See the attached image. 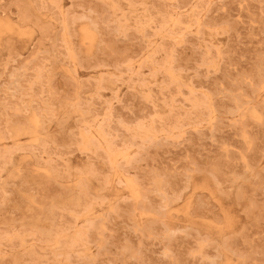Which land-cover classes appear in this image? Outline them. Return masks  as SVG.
<instances>
[{"label": "rangeland", "instance_id": "rangeland-1", "mask_svg": "<svg viewBox=\"0 0 264 264\" xmlns=\"http://www.w3.org/2000/svg\"><path fill=\"white\" fill-rule=\"evenodd\" d=\"M139 1L0 0V116L3 118L0 120V130L3 132L0 131V239L4 237L0 240V244H3L0 245V264H264V0H179V6L173 4L178 0H171V5L170 0ZM134 2H138L137 5ZM204 4L205 9L201 7ZM150 19L154 23L151 24ZM158 19L164 20L162 25ZM166 20L169 23L166 24ZM125 23L140 29L124 27ZM171 27L176 29L172 30ZM124 31H127L125 36ZM179 31L182 34L180 37ZM152 34H155L153 39ZM165 38L170 43H165ZM173 39H177L178 45ZM161 45L165 49L157 48ZM60 46L64 50H60ZM152 59H155L154 63ZM202 61H205L204 64ZM158 68H161L160 72ZM167 68L170 70L167 71ZM32 73L35 77H32ZM30 77L34 79L31 81ZM189 93H192L191 96ZM84 102L88 103V108ZM97 104L100 108H97ZM5 105H8L7 108ZM11 105L16 109L12 110ZM42 122L47 125L45 128ZM102 122L103 125L108 122L106 127L101 126ZM149 126L152 132L146 129ZM86 127L89 131H86ZM145 129L151 133L147 134ZM71 133L75 134L72 136ZM150 137L155 138L151 140ZM93 140L92 145L90 141ZM45 144L49 148L45 149ZM26 145L30 146L29 150H26ZM40 146L47 151L38 149ZM3 154L7 158L2 157ZM101 155L107 156L109 161ZM56 163L59 164L58 169H55ZM120 164L127 169L122 171ZM93 169L103 175L95 173ZM8 184L12 189L6 187ZM24 184H28V187H24ZM31 189L35 191H29ZM7 195L11 202L7 200ZM60 207L62 209H58ZM67 208L70 210L67 211ZM24 211L27 216H22ZM82 239L87 240L83 242ZM44 241L45 244L42 243ZM53 255L55 258L52 260Z\"/></svg>", "mask_w": 264, "mask_h": 264}, {"label": "bare ground", "instance_id": "bare-ground-1", "mask_svg": "<svg viewBox=\"0 0 264 264\" xmlns=\"http://www.w3.org/2000/svg\"><path fill=\"white\" fill-rule=\"evenodd\" d=\"M91 1H92V0H91ZM97 1H98V0H96V2H97ZM106 1H107V0H106ZM113 1H114V0H113ZM137 1H139V0H137ZM155 1H157V0H155ZM158 1H159V0H158ZM165 1H166V0H165ZM168 1H169V0H168ZM168 1H167V2H168ZM173 1H174V0H173ZM173 1H172V2H173ZM101 2H102V1H101ZM116 2H117V0H116ZM116 2H114V4H117ZM139 2H141V0H140ZM160 2H161V1H160ZM169 2H170V5H171V0H170ZM169 2H168V5H169ZM178 2H179V0H178L177 2H174L173 4H175V3L178 4ZM202 2H204V1L202 0ZM205 2H206V1H205ZM134 3H136V2H134ZM137 3H138V2H137ZM137 3H136V5H137ZM142 3H143V2H142ZM144 3H145V2H144ZM165 3H166V2H165ZM101 4H104V3H101ZM129 4H130V3H129ZM132 4H133V3H132ZM152 4H153V3H152ZM157 4H158V3H157ZM157 4H156V6H157ZM173 4H172V5H173ZM197 4H198V3H197ZM104 5H105V4H104ZM104 5L102 6L103 8L105 7ZM136 5H135V6H136ZM139 5H140V4H139ZM168 5H167V6H168ZM170 5H169V6H170ZM99 6H100V5H99ZM116 6H117V5H116ZM141 6H142V5H141ZM143 6H144V4H143ZM154 6H155V4H154ZM169 6H168V8H169ZM177 6H179V4H178ZM195 6L197 7L196 4H195ZM200 6H201V5H200ZM107 7H108V9L110 8L109 5H108ZM107 7H106V9H107ZM138 7H139V6H138ZM147 7H148V6H147ZM158 7H160V4L158 5ZM158 7H157V8H158ZM165 7H166V6H165ZM175 7H176V6H175ZM180 7H181V6H180ZM201 7L204 8V7H205V4H204V6H201ZM100 8H101V6H100ZM131 8H132V6H131ZM134 8H135V7H134ZM162 8H163V7L161 6V9H162ZM171 8H172V7H171ZM177 8H178V7H177ZM192 8H193V6H192ZM106 9H105V10H106ZM118 9H119V6H118ZM152 9H153V8H152ZM158 9H159V8H158ZM169 9H170V8H169ZM172 9H173V8H172ZM174 9H175V8H174ZM180 9H181V8H180ZM204 9H205V8H204ZM56 10H57V9H56ZM101 10H102V9H101ZM103 10H104V9H103ZM105 10H104V11H105ZM129 10H130V9H129ZM150 10H151V9H150ZM170 10H171V9H170ZM176 10H177V9H176ZM200 10H201V9H200ZM207 10H208V9H207ZM42 11H44V10H42ZM57 11H58V10H57ZM57 11L53 13L54 16H56L55 13H57ZM119 11H120V9H119ZM155 11H156V10H155ZM158 11H159V10H158ZM160 11H161V10H160ZM162 11H163V10H162ZM178 11H179V10H178ZM202 11H203V10H202ZM105 12H106V11H105ZM117 12H118V11H117ZM124 12H125V11H124ZM148 12H150V11H148ZM188 12H189V11H188ZM194 12H195V11H194ZM196 12H197V11H196ZM126 13H127V12H126ZM130 13H132V12H130ZM152 13H154V12H152ZM155 13H156V12H155ZM155 13H154V14H155ZM176 13H177V11H176ZM154 14H153V15H154ZM166 14H167V13H166ZM169 14H170V13H169ZM191 14H192V13H191ZM43 15H44V14H43ZM57 15H58V14H57ZM60 15H61V14H60ZM60 15H59V16H60ZM109 15H111V14H109ZM122 15H123V14H122ZM126 15H127V14H126ZM126 15H125V16H126ZM160 15H161V14H160ZM160 15H159V16H160ZM167 15H168V14H167ZM176 15H177V14H176ZM180 15L182 16V14H180ZM196 15H197V14H196ZM111 16H112V15H111ZM111 16H110V18H112ZM154 16H155V15H154ZM159 16H158V17H159ZM165 16H166V15H165ZM169 16H170V15H169ZM172 16H173V13H172ZM192 16H193V15H192ZM45 17H47V16H45ZM126 17H130V16H126ZM151 17H152V16H151ZM167 17H168V16H167ZM167 17H166V18H167ZM187 17H188V15H187ZM193 17H194V16H193ZM55 18H56V17H55ZM58 18H59V17H58ZM60 18H61V17H60ZM60 18H59V19H60ZM67 18H68V17H67ZM108 18H109V17H108ZM152 18H153V17H152ZM173 18H174V17H173ZM182 18H183V17H182ZM182 18H181V19H182ZM62 19H63V18H62ZM68 19H69V18H68ZM115 19H116V18H115ZM115 19H114V20H115ZM121 19H122V18H121ZM146 19H147V18H146ZM146 19H145V20H146ZM156 19H157V17H156ZM164 19H165V17H164ZM196 19H197V18H196ZM196 19H195V20H196ZM50 20H51V19H50ZM52 20H53V19H52ZM56 20H57V19H56ZM119 20H120V18H119ZM122 20L124 21V19H122ZM127 20H128V19H127ZM127 20H126V21H127ZM130 20H131V18H130ZM135 20H136V19H135ZM148 20H149V19H148ZM153 20H154V18H153ZM153 20L150 19L151 24L154 23V22H152ZM186 20H187V18H186ZM25 21H26V20H25ZM45 21H46V20H45ZM53 21H54V20H53ZM61 21H63V20H61ZM67 21H68V20H67ZM110 21H111V20H110ZM110 21H109L108 23H111ZM112 21H113V20H112ZM126 21H125V22H126ZM146 21H147V20H146ZM158 21H159V19H158ZM160 21H161V20H160ZM160 21H159V22H160ZM163 21H164V20H162L159 24H161ZM178 21H179V20H178ZM23 22H24V21H23ZM54 22H55V21H54ZM58 22L60 23V21H58ZM68 22H70V20H69ZM71 22H73V21H71ZM74 22H75V21H74ZM136 22H137V21H135V23H136ZM142 22H145V21H142ZM166 22H167V20L165 21V23H166ZM179 22H180V21H179ZM196 22H197V21H196ZM25 23H26V22H25ZM28 23H29V22H28ZM30 23H31V22H30ZM30 23H29V24H30ZM119 23L121 24V22H119ZM119 23H118V25H119ZM128 23H129V20H128ZM130 23H131V22H130ZM146 23H148V22H146ZM155 23H157V22H155ZM165 23H164V24H165ZM167 23H169V20H168ZM167 23H166V24H167ZM181 23L183 24V22H181ZM32 24H33V22H32ZM61 24H62V23H61ZM61 24H60V25H61ZM72 24H73V23H72ZM83 24H84V23H83ZM85 24H86V23H85ZM85 24H84V25H85ZM113 24H114L115 27H116L115 22H114ZM113 24H112V25H113ZM140 24H141V22H140ZM159 24H158V26L160 27L162 24H161V25H159ZM164 24H163V25H164ZM166 24H165V25H166ZM184 24H186V23H184ZM196 24H197V23H196ZM201 24H202V23H201ZM33 25H36V24H33ZM50 25H51V24H50ZM81 25H82V24H81ZM88 25H89V24H88ZM125 25H126V23H125ZM138 25H139V24H138ZM146 25H147V24H146ZM148 25H149V23H148ZM168 25H169V24H168ZM168 25H167V26H168ZM173 25H174V24H173ZM173 25H172V26H173ZM176 25H179V24L176 23ZM176 25H175V27H176ZM180 25H181V24H180ZM47 26H48V24H47ZM47 26H44V27H47ZM62 26H63V25H62ZM70 26H71V25H70ZM91 26H92V25H91ZM127 26L130 27V25H126V26H124V27H127ZM132 26H133V25H132ZM132 26H131V27H132ZM141 26H142V25H141ZM155 26H156V25H155ZM167 26H165V29H167V28H166ZM36 27H37V25H36ZM42 27H43V26H42ZM42 27H41V28H42ZM48 27H49V26H48ZM119 27H120V28H118V27H117V28H118L119 30H121V25H119ZM129 27H128V28H129ZM131 27H130V28H131ZM136 27H137V26H135V27L133 26L132 28H136ZM146 27H147V26H146ZM149 27H151V25H150ZM156 27H157V26H156ZM156 27H155V28H156ZM159 27H158V28H159ZM163 27H164V26H163ZM180 27H181V26H180ZM201 27H202V25H201ZM41 28H40V29H41ZM60 28H61V27H60ZM88 28H89V27H88ZM90 28H91V27H90ZM122 28H123V26H122ZM130 28H129V29H130ZM137 28H138V27H137ZM144 28H145V26H144ZM161 28H162V27H161ZM161 28H159V29H161ZM187 28H188V26H187ZM42 29H43V28H42ZM46 29H50V28H46ZM46 29H45V30H46ZM92 29H93V28H92ZM112 29H116V28L113 27ZM112 29H110V30L112 31ZM123 29H124V28H123ZM126 29H127V28H126ZM126 29H125V30H126ZM138 29H140V28H138ZM145 29H146V28H145ZM145 29H144V32H145ZM153 29H154V28H153ZM162 29H164V28H162ZM170 29H172V27H171ZM173 29H174V28H173ZM173 29H172V30H173ZM175 29H176V28H175ZM175 29H174V30H175ZM184 29H186V28L184 27ZM16 30H17V28H16ZM63 30H64V29H63ZM69 30H70V29H69ZM74 30H75V29H74ZM89 30H90V29H89ZM95 30H96V29H95ZM108 30H109V28H108ZM119 30H118V31H119ZM154 30L156 31V29H154ZM157 30H158V29H157ZM181 30H183V29L181 28ZM41 31H43V30H41ZM46 31H47V30H46ZM78 31H79V30H78ZM91 31H92V30H91ZM136 31H137V29H136ZM155 31H152V32H155ZM162 31H163V30H162ZM169 31H171V30H169ZM169 31H168V32H169ZM184 31H185V30H184ZM43 32H44V31H43ZM69 32H70V31H69ZM74 32H75V31H74ZM104 32H105V31H104ZM113 32H114V31H113ZM138 32H139V30H138ZM158 32H159V31H158ZM179 32H180V31H179ZM182 32H183V31H182ZM40 33H41V32H40ZM48 33H49V31H48ZM107 33H108V32H107ZM114 33H117V32H114ZM119 33H121V32H119ZM122 33H123V32H122ZM172 33H173V31H172ZM57 34H58V33H57ZM61 34H62V33H61ZM75 34H76V32H75ZM104 34L107 35L106 33H104ZM109 34H110V32H109ZM109 34H108L107 36H109ZM124 34H127V31H126V33H125V31H124L123 35H124ZM167 34H168V33H167ZM169 34H170V32H169ZM169 34H168V35H169ZM175 34H178V32L175 33ZM11 35H12V34H11ZM59 35H60V34H59ZM72 35H73V34H72ZM121 35H122V34H121ZM143 35H144V34H143ZM154 35H155V34H152V35H151L152 38H151V37H150V38L153 39V36H154ZM170 35H171V34H170ZM179 35H182L181 32H180V34H178V37H180ZM45 36H46V34H45ZM64 36L66 37L65 34H64ZM75 36H76V35H75ZM110 36H111V35H110ZM110 36H109V37H110ZM113 36H115V34H114ZM124 36H125V35H124ZM144 36H145V35H144ZM171 36H172V35H171ZM173 36H174V35H173ZM175 36H176V35H175ZM47 37H48V36H47ZM71 37H72V36H71ZM111 37H112V36H111ZM117 37H118V36H117ZM183 37H184V36H183ZM44 38H45V37H44ZM57 38H58V37H56V39H57ZM61 38H62V37H61ZM61 38H60V40H61ZM73 38H74V37H73ZM112 38H115V37H112ZM150 38L148 37V39H150ZM167 38H168V37H167ZM167 38H165V40H166ZM184 38H185V37H184ZM95 39H96V38H95ZM168 40H170V38H169ZM173 40H174V39H173ZM176 40H177V39H175L174 42H175ZM181 40H183V38H182ZM58 41H59V40H58ZM61 41H62V40H61ZM147 41H148V40H147ZM162 41H163V39H162ZM162 41H161V43H162ZM80 42H81V41H80ZM148 42H149V41H148ZM154 42H155V41H154ZM154 42H153V43H154ZM159 42H160V41H159ZM166 42H169V41L166 40L165 43H166ZM171 42H172V39H171ZM205 42H206V41H205ZM57 43H58V42H57ZM94 43H95V42H94ZM108 43H109V41H108ZM169 43H170V42H169ZM172 43H173V42H172ZM175 43L178 45L177 41H176ZM175 43H174V44H175ZM8 44H9V43H7L6 45H8ZM61 44H62V43H61ZM111 44H112V43H111ZM162 44H163V43H162ZM167 44H168V43H167ZM204 44H205V43H204ZM58 45H59V44H57V46H58ZM85 45H86V44H85ZM153 45H154V44H153ZM159 45H160V44H159ZM159 45H157V46H159ZM168 45H169V44H168ZM8 46H9V45H8ZM54 46H55V48H57V49H58V47H59V46L56 47V45H54ZM63 46H67V45L63 44ZM76 46H77V45H75V47H76ZM94 46H95V44H94ZM161 46H162V45H161ZM170 46H171V45H170ZM170 46H168V47H170ZM172 46H175V45H172ZM209 46H210V45H209ZM209 46H208V47H209ZM1 47H2V46H1ZM1 47H0V48H1ZM10 47H11V46H10ZM10 47H9V48H10ZM51 47H52V46H51ZM60 47L62 48V46H60ZM147 47H148V46H147ZM151 47H152V46H151ZM211 47H213V46H211ZM12 48H13V46L11 47V49H12ZM85 48H86V47H85ZM157 48H158V49L161 48L160 50L165 49V48H163V46H162V47H157ZM6 49H7V48H6ZM52 49H53V48H52ZM57 49H56V50H57ZM106 49H107V48H106ZM205 49H208V48H205ZM56 50H55V51H56ZM60 50H64V48H62V49H60ZM65 50H66V49H65ZM85 50H86V49H85ZM170 50H171V48H170ZM2 51H3V49H2ZM69 51H70V49H69ZM75 51H76V50H75ZM78 51H79V50H78ZM80 51H81V49H80ZM158 51H159V50H158ZM163 51H165V50H163ZM209 51H210V50H209ZM209 51H208V52H209ZM53 52H54V50H53ZM58 52H60V51H58ZM64 52H65V51H64ZM159 52H160V51H159ZM161 52H162V51H161ZM210 52H211V51H210ZM56 53H57V52H56ZM61 53H62V52H61ZM66 53H67V52H66ZM156 53H157V52H156ZM163 53H164V52H163ZM45 54H48V53H45ZM76 54H77V52H76ZM86 54H87V53H86ZM171 54H172V53H171ZM209 54H211V53H209ZM49 55H50V54H49ZM58 55H60V54H58ZM67 55H68V54H67ZM105 55H106V54H105ZM150 55H151V54H150ZM150 55H149V56H150ZM168 55H169V54H168ZM205 55H206V57H207L208 54L205 53ZM61 56H62V55H61ZM77 56H78V55H77ZM80 56H81V54L79 55V57H80ZM154 56L156 57V54H154ZM220 56H221V55H220ZM58 57H59V56H58ZM63 57H64V56H63ZM150 57H152V56H150ZM168 57H169V56H168ZM206 57H205V58H206ZM221 57H222V56H221ZM44 58H45V57H44ZM46 58H48V57H46ZM56 58H57V57H56ZM172 58H173V57H172ZM172 58H171V59H172ZM42 59H43V58H42ZM50 59H51V57H50ZM57 59H58V58H57ZM66 59H67V58H66ZM66 59H64V60H66ZM82 59H83V57H82ZM206 59L208 60L209 58H206ZM206 59H205V60H206ZM67 60H68V59H67ZM72 60H73V59H72ZM77 60H78V59H77ZM79 60H80V59H79ZM86 60H87V59H86ZM86 60H85V61H86ZM98 60H99V59H98ZM152 60H153V59H152ZM154 60H155V59H154ZM154 60H153V63H154ZM160 60H161V59H160ZM168 60H169V59H168ZM172 60H173V59H172ZM43 61H44V60H43ZM58 61H59V60H58ZM88 61H89V60H88ZM99 61H100V60H99ZM99 61H98V63H99ZM101 61H102V59H101ZM161 61H162V60H161ZM161 61H159V62L161 63ZM163 61H164V60H163ZM163 61H162V62H163ZM210 61H211V60H210ZM210 61H209V62H210ZM44 62H45V61H44ZM53 62H54V61H53ZM62 62H63V61H62ZM65 62H66V61H65ZM77 62H78V61H77ZM80 62L83 63V61H80ZM96 62H97V60H96ZM147 62H148V61H147ZM147 62H146V63H147ZM203 62H205V61H202V63H203ZM206 62H207V61H206ZM209 62H208V64H209ZM59 63H61V61H60ZM66 63H67V62H66ZM66 63H65V64H66ZM86 63H87V62H86ZM153 63H151V64H153ZM156 63H158V62H156ZM163 63H164V62H163ZM42 64H43V62H42ZM61 64H62V63H61ZM87 64H88V63H87ZM90 64H91V62H90ZM94 64H95V63H94ZM94 64H93V66H94ZM100 64H101V62H100ZM165 64H166V63H165ZM203 64H204V63H203ZM206 64H207V63H206ZM259 64H260V63H259ZM259 64H258V66H259ZM66 65L68 66V64H66ZM78 65H80V64H78ZM88 65H89V64H88ZM88 65H87V66H88ZM103 65H104V63H103ZM103 65H102V66H103ZM149 65H150V64H149ZM160 65H161V64H160ZM166 65H167V64H166ZM169 65H170V63H169ZM210 65H211V64H210ZM261 65H262V64H261ZM261 65H260V66H261ZM43 66H44V65H43ZM91 66H92V65H91ZM91 66H90V67H91ZM97 66H98V65H97ZM153 66H154V65H153ZM156 66H157V65H156ZM158 66H159V65H158ZM170 66L172 67V64H171ZM262 66H263V65H262ZM82 67H84V65H83ZM94 67H95V66H94ZM104 67H105V65H104ZM255 67H256V66H255ZM40 68H42V67H40ZM44 68H45V67H44ZM97 68H98V67H97ZM36 69H37L36 71L38 72V68H36ZM70 69H71V67H70ZM150 69H151V68H150ZM152 69H153V68H152ZM158 69H159V68H158ZM160 69H161V68H160ZM160 69H159V72L161 71ZM164 69H166V68L164 67ZM259 69H260V67H259ZM34 70H35V69H34ZM74 70H75V72H76V69H73V72H74ZM168 70H170V69L167 68V71H168ZM263 70H264V69H263ZM43 71H44V69H43ZM71 71H72V70H71ZM254 71H255V68H254ZM254 71H253V73H254ZM259 71H260V70H259ZM261 71H262V69H261ZM152 72H153V71H152ZM255 72H257V70H256ZM33 73H34V72H33ZM33 73H32V77H35V76L33 75ZM138 73H139V72H138ZM163 73H164V72H163ZM172 73H174V72H172ZM42 74H43V73H42ZM102 74L104 75V73H102ZM155 74H158V72L155 73ZM174 74H175V73H174ZM254 74H255V73H254ZM256 74H257V73H256ZM261 74H262V73H261ZM43 75H44V74H43ZM75 75H77V74H75ZM103 75L101 76V77H102V81H104V80H103V78H104ZM106 75H107V74H106ZM159 75H160V74H159ZM258 75H259V73H258ZM112 76H113V75H112ZM112 76H111V77H112ZM167 76H168V75H167ZM253 76H254V75H253ZM259 76H261V75H259ZM39 77H40V75H39ZM42 77H43V76H42ZM115 77H116V76H115ZM115 77H114V78H115ZM151 77H152V76H151ZM156 77H157V75H156ZM156 77H155V78H156ZM169 77H170V76H169ZM112 78H113V77H112ZM117 78H119V77H117ZM171 78H172V77H171ZM254 78H255V77H254ZM33 79H34V78H32V80H33ZM40 79H41V78H40ZM107 79H108V78H107ZM110 79H111V78H110ZM115 79H116V78H115ZM152 79H153V78H152ZM255 79H256V78H255ZM257 79L260 80L258 77H257ZM30 80H31V77H30ZM32 80H31V81H32ZM123 80H124V79H123ZM258 80H257V81H258ZM27 81H28V80H27ZM27 81H26V82H27ZM31 81H29V82H31ZM93 81H94V80H93ZM102 81H101V82H102ZM109 81H110V80H109ZM115 81H116V80H115ZM161 81H162V80H161ZM172 81H173V80H172ZM175 81H176V79H175ZM175 81L173 82V84L175 83ZM177 81H178V79H177ZM42 82H43V81H42ZM101 82H100V84H101ZM111 82H112V81H111ZM116 82H117V81H116ZM116 82H115V84H116ZM119 82H121V81H119ZM170 82H171V79H170ZM32 83H33V82H32ZM91 83H93V82H91ZM95 83H98V82H95ZM102 83H104V82H102ZM113 83H114V82H113ZM121 83H122V82H121ZM157 83H158V82H157ZM157 83H156V85H157ZM166 83H167V82H166ZM178 83H180V82H178ZM39 84H40V83H39ZM93 84H94V83H93ZM159 84H160V83H159ZM159 84H158V85H159ZM33 85H34V84H33ZM35 85H36V84H35ZM37 85H38V84H37ZM41 85H43V84H41ZM101 85H102V84H101ZM101 85H100V86H101ZM103 85H104V84H103ZM167 85H168V84H166V86H167ZM170 85H171V84H170ZM170 85H169V86H170ZM28 86H29V85H28ZM31 86H32V84H31ZM39 86H40V85H39ZM92 86L94 87L95 84L92 85ZM141 86H142V85H141ZM160 86H161V85H160ZM174 86H175V84H174ZM34 87H35V86H34ZM46 87H47V86H46ZM95 87H96V86H95ZM102 87H103V86H102ZM175 87H176V86H175ZM29 88H30V87H29ZM90 88H91V87H90ZM90 88H89V89H90ZM160 88H161V87H160ZM178 88H181V86L178 87ZM32 89H34V88H32ZM109 89H110V88H109ZM28 90H29V89H28ZM92 90H93V89H91V91H92ZM94 90H95V89H94ZM111 90H112V89H111ZM165 90H166V89H165ZM179 90H180V89H179ZM179 90H178V91H179ZM22 91H23V90H22ZM29 91H30V90H29ZM47 91H48V89H47ZM101 91H102V90H101ZM104 91H105V90H104ZM114 91H115V90H113L112 92H114ZM148 91H149V90H148ZM178 91H177V92H178ZM53 92H54V91H53ZM171 92H172V91H171ZM171 92H170V93H171ZM180 92H181V91H180ZM23 93H24V92H23ZM29 93H30V92H29ZM34 93H35V92H34ZM192 93H193V92H192ZM192 93H191V94H192ZM24 94H26V92H25ZM27 94H28V92H27ZM35 94H36V93H35ZM92 94H93V92H92ZM95 94H96V93H95ZM150 94H151V93H149V95H150ZM168 94H169V93H168ZM176 94H178V96H179V92L176 93ZM176 94H175V95H176ZM181 94H182V93H181ZM191 94L189 93L190 96H191ZM29 95H30V94H29ZM29 95H28V96H29ZM49 95H50V93H49ZM14 96H15V95H14ZM16 96H17V95H16ZM19 96H20V95H19ZM28 96H27V97H28ZM37 96H38V95H37ZM47 96H48V92H47ZM90 96H91V95H90ZM146 96H147V95H146ZM176 96H177V95H176ZM40 97H41V96H40ZM79 97H80V96H79ZM91 97H92V96H91ZM91 97H89V98H90L89 100H92ZM151 97H153V96H151ZM174 97H175V96H174ZM195 97H198V96H195ZM24 98H25V97H24ZM24 98H23V99H24ZM31 98H32V95H31ZM33 98H34V97H33ZM49 98H51V97H49ZM149 98H150V97H149ZM153 98H154V97H153ZM163 98H165V96H164ZM166 98H167V97H166ZM192 98H193V97H192ZM41 99H42V97H41ZM44 99H45V98H44ZM144 99H145V98H144ZM155 99H156V98H154V100H155ZM157 99H158V98H157ZM170 99H172V98H170ZM173 99H174V98H173ZM189 99L191 100V98H189ZM214 99H215V98H214ZM20 100H21V98H20ZM50 100H51V99H50ZM93 100H94V97H93ZM149 100H150V99H149ZM160 100H161V98H160ZM167 100H168V99H167ZM194 100H195V99H194ZM196 100H197V99H196ZM204 100H205V99H204ZM18 101H19V100H18ZM18 101H17V102H18ZM45 101H46V100H45ZM86 101H87V99H86ZM95 101H97V100H95ZM98 101H100V100L98 99ZM101 101H102V100H101ZM145 101H146V100H145ZM161 101H162V100H161ZM161 101H160V102H161ZM164 101L166 102L165 99H164ZM164 101H163V102H164ZM168 101H170V100H168ZM11 102H12V101H11ZM11 102H10V103H11ZM19 102H20V101H19ZM37 102H38V101H37ZM47 102H49V99H48ZM87 102H89V101H87ZM87 102H84V104H86ZM92 102H93V101H92ZM149 102H150V101H149ZM190 102H192V101H190ZM190 102H189V103H190ZM200 102H201V101H200ZM200 102H199V103H200ZM13 103H14V101H13ZM82 103H83V102H82ZM151 103H152V102H151ZM173 103H174V100H173ZM194 103H195V102H194ZM206 103H207V102H206ZM212 103H213V102H212ZM7 104H9V103H7ZM15 104H16V103H15ZM17 104H19V103H17ZM39 104H40V103H39ZM78 104H81V103L78 102ZM84 104H82V105H84ZM89 104L92 105V103H89ZM95 104H96V103H95ZM101 104H102V103H101ZM153 104H154V103H153ZM165 104H166V103H165ZM204 104H205V103H204ZM9 105H10V104H9ZM86 105H87V108H88V103H87ZM91 105H90V106H91ZM97 105H98V104H97ZM167 105H169V104L167 103ZM176 105H177V104H176ZM5 106H6V105H5ZM7 106H8V105H7ZM7 106H6V108H7ZM19 106H20V105H19ZM37 106H38V105H37ZM78 106H79V105H78ZM202 106H203V105H202ZM211 106H212V104H211ZM12 108H13V106L11 105V109H12ZM14 108H15V106H14ZM14 108H13V109H14ZM32 108H34V106H32ZM41 108H43L42 105H41ZM41 108H40V109H41ZM80 108H82V106H80ZM84 108H86V106H84ZM95 108H96V105H95ZM97 108H100V105H98ZM107 108H108V107H107ZM156 108H157V106H156ZM170 108H171V106H170ZM182 108H183V107H182ZM191 108H192V106H191ZM213 108H214V106H213ZM213 108H212V109H213ZM13 109H12V110H13ZM15 109H16V108H15ZM17 109H18V106H17ZM36 109H37V108H36ZM50 109H51V108H50ZM78 109H79V108H78ZM90 109H91V108H90ZM157 109H160V108H157ZM178 109H180V106H179ZM178 109H177V110H178ZM199 109H200V106H199ZM33 110H34V109H33ZM42 110H43V109H42ZM45 110H47V109H45ZM72 110H74V109H72ZM84 110H85V109H84ZM88 110H89V109H88ZM94 110H95V109H94ZM193 110H195V108H194ZM214 110H215V109H214ZM15 111H16V110H15ZM15 111H14V112H15ZM18 111H19V110H17V112H18ZM28 111H29V110H28ZM35 111H37V110H35ZM38 111H39V110H38ZM43 111H44V110H43ZM85 111H86V110H85ZM89 111H90V110H89ZM89 111H87V112H89ZM156 111H157V110H156ZM173 111H175V110H173ZM181 111H182V110H181ZM181 111H180V112H181ZM196 111H198V110L196 109ZM196 111H195V113H196ZM205 111H206V110H205ZM92 112H94V111H92ZM97 112H98V111H97ZM176 112H177V111H176ZM176 112H175V114H177ZM178 112H179V111H178ZM37 113H38V112H37ZM41 113H42V111H41ZM41 113H40V114H41ZM45 113H46V112H45ZM50 113H51V112H50ZM85 113H86V112H85ZM90 113H91V112H90ZM98 113H99V112H98ZM168 113H169V112H168ZM170 113H171V111H170ZM181 113H183V112H181ZM200 113H201V112H200ZM207 113H208V112H207ZM40 114H39V117H41ZM47 114H48V111H47ZM156 114H157V113H156ZM175 114H171V115H175ZM191 114H193V113H191ZM96 115H97V114H96ZM100 115H101V114H100ZM100 115L98 114V116H100ZM167 115H169V114H167ZM167 115H166V116H167ZM181 115H182V114H181ZM186 115H187V114H186ZM205 115H206V114H205ZM81 116H82V115H81ZM91 116H92V115H91ZM91 116H90V117H91ZM164 116H165V115H164ZM195 116H196V115H195ZM0 117H1V116H0ZM37 117H38V116H37ZM42 117H43V114H42ZM50 117H51V116H50ZM90 117H89V118H90ZM92 117H93V116H92ZM94 117H96L95 114H94ZM157 117H158V116H157ZM174 117L176 118V116H174ZM180 117L183 118V116H180ZM206 117H207V115H206ZM45 118L47 119V117H45ZM45 118H44V119H45ZM51 118H52V117H51ZM53 118H54V116H53ZM177 118H178V116H177ZM184 118H185V117H184ZM1 119H3V118L1 117L0 120H1ZM31 119H32V118H31ZM41 119H42V118H41ZM87 119H88V117H87ZM93 119H94V118H93ZM98 119H99V118H98ZM159 119H161V117H160ZM167 119H169V118H167ZM185 119H187V118H185ZM188 119H190V118H188ZM188 119H187V120H188ZM196 119H197V118H196ZM29 120H30V119H29ZM49 120H50V118H49ZM51 120H52V119H51ZM82 120H83V119H82ZM82 120H81V121H82ZM151 120H152V119H151ZM163 120H164V117H163ZM171 120H172V119H171ZM191 120H192V119H191ZM42 121H43V120H42ZM46 121H47V120H46ZM88 121H89V120H88ZM92 121H93V120H92ZM101 121H102V120H101ZM155 121H156V120H155ZM173 121H174V120H173ZM185 121H186V120H185ZM193 121H195V120H193ZM193 121H191V122H193ZM200 121H201V120H200ZM202 121H203V118H202ZM0 122H1V121H0ZM30 122H31V121H30ZM40 122H41V121H40ZM44 122H45V121H44ZM77 122H78V124H82V122H81V123H80L79 121H77ZM85 122L88 123L87 121H85ZM93 122H94V121H93ZM148 122H149V121H148ZM161 122H162V121H161ZM176 122H177V120H176ZM203 122H204V121H203ZM5 123H6V122H5ZM105 123H106V122H105ZM105 123H104V124H105ZM107 123H108V122H107ZM107 123H106V124H107ZM153 123H154V126H155L154 119H153L152 124H153ZM157 123L159 124L160 121H158ZM163 123H164V122H163ZM166 123H167V122H166ZM166 123H165V124H166ZM171 123H172V122H171ZM196 123H197V122H196ZM199 123H200V122H199ZM17 124H19V123H17ZM42 124H43V122H42ZM49 124H50V123H48V125H49ZM106 124H105V125H106ZM147 124H148V123H147ZM167 124L169 125V123H167ZM174 124H175V121H174ZM176 124H177V123H176ZM176 124H175V125H176ZM200 124H201V123H200ZM208 124H209V123H208ZM5 125H6V124H5ZM15 125H16V124H15ZM21 125H22V124H21ZM44 125H45V124H43V127L45 128L47 125H45V126H44ZM76 125H77V124H76ZM99 125H100V124H99ZM102 125H103V122H102L101 126H102ZM105 125H103V126H105ZM143 125H144V124H143ZM143 125H141V126H143ZM145 125H146V124H145ZM148 125H149V124H148ZM172 125H173V123H172ZM195 125H196V124H195ZM198 125H199V124H198ZM8 126H9V125H8ZM16 126H17V125H16ZM16 126H15V127H16ZM25 126H26V125H25ZM77 126H79V125H77ZM96 126H97V125H96ZM103 126H102V127H103ZM141 126H140V129H141V130H144V129H143L144 126H143V128H141ZM154 126H153V127H154ZM158 126H159V128H161L160 125H158ZM162 126H164V125H162ZM173 126H174V125H173ZM173 126H172V127H173ZM181 126H182V125H181ZM193 126H194V125H193ZM6 127H7V126H6ZM90 127H91V126H90ZM105 127H106V126H105ZM107 127H108V126H107ZM145 127H146V126H145ZM156 127H157V126H156ZM156 127H155V128H156ZM86 128H87V127H86ZM97 128H98V127H97ZM108 128H109V127H108ZM157 128H158V127H157ZM159 128H158V129H159ZM163 128H166V127H163ZM163 128H162V129H163ZM175 128H176V127H175ZM180 128H181V127H179V129H180ZM182 128H183V127H182ZM0 129H1V128H0ZM4 129H5V128H4ZM4 129H3V130H4ZM98 129H99V128H98ZM100 129H101V127H100ZM146 129H149V130L151 131L150 126H149V128H146ZM146 129H145V130H146ZM166 129H168V126H167ZM170 129H171V126H170ZM173 129H174V128H173ZM176 129H177V128H176ZM1 130H2V129H1ZM1 130H0V131H1ZM42 130H43V129H42ZM44 130H45V129H44ZM77 130H79V129H77ZM84 130H85V128H84ZM91 130H92V129H91ZM101 130H102V129H101ZM104 130H106V129H104ZM108 130H109V129H108ZM136 130H137V131H140V132H143V131L139 130V128H136ZM171 130H172V129H171ZM183 130H184V129H183ZM86 131H89V129L87 128ZM106 131H107V130H106ZM146 131H147V130H146ZM165 131H166V130H165ZM180 131H182V129H181ZM6 132H7V131H6ZM78 132H79V131H78ZM84 132H85V131H84ZM151 132H152V131H151ZM151 132H149V133H151ZM153 132H154V130H153ZM156 132H157V131H156ZM162 132H163V130L161 131V133H162ZM172 132H173V131H172ZM172 132H171V133H172ZM175 132H176V131H175ZM1 133H3V132L1 131ZM44 133H46V131H45ZM75 133H77V131H76ZM75 133H74V134H75ZM88 133H90V132H88ZM149 133H148V131H147V134H149ZM158 133H159V131H158ZM164 133H165V132H164ZM164 133H163V134H164ZM166 133H169V131H167ZM171 133H170V134H171ZM5 134H6V133H5ZM5 134H4V135H5ZM7 134H8V133H7ZM39 134H40V132H39ZM71 134H72V133H71ZM74 134H72V136H73ZM78 134L80 135V132H79ZM85 134H87V133H85ZM170 134H169V135H170ZM1 135H2V134H1ZM79 135L77 136V134H76L75 136L79 137ZM160 135H161V134H159L158 136H160ZM171 135H172V134H171ZM180 135H181V134H180ZM107 136H108V134H107ZM142 136H143V135H142ZM1 137H4V136H1ZM8 137H9V136H8ZM8 137H7V138H8ZM77 137H76V138H77ZM109 137H110V136H109ZM7 138H6V140H7ZM133 138H134V137H133ZM135 138H136V137H135ZM150 138H151V137H150ZM150 138H149V139H150ZM153 138H155V137H153ZM153 138H151V140H152ZM30 139H32V138H30ZM147 139H148V138H147ZM165 139H168V137H166ZM6 140H5V141H6ZM39 140L42 141L41 138H40ZM74 140H75V138H74ZM78 140H80V139H77V141H78ZM151 140H149V141H151ZM33 141H35V139H34ZM43 141H44V140H43ZM80 141H81V140H80ZM149 141H148V142H149ZM155 141L158 143L157 139H156ZM44 142H45V141H44ZM73 142H74V141H73ZM78 142H79V141H78ZM78 142H77V143H78ZM81 142H83V141H81ZM81 142H80V144H81ZM84 142H85V141H84ZM92 142H94V140H93V141H90V143H92ZM110 142H111V141H110ZM141 142H143V141H141ZM47 143H48V142H47ZM47 143H46V144H47ZM75 143H76V142H75ZM112 143H113V141H112ZM114 143H115V142H114ZM114 143H113V144H114ZM151 143H152V142H151ZM151 143L149 142V144H151ZM46 144L44 145V146H45V147H44L45 149H46V148H49V147L46 146ZM70 144H71V143H70ZM73 144H74V143H73ZM80 144H79V145H80ZM86 144H87V143H86ZM94 144H95V143H94ZM144 144H146V143H144ZM144 144H143V145H144ZM152 144H154V142H153ZM49 145H50V144H49ZM57 145H58V144H57ZM92 145H93V143H92ZM107 145H108V144H107ZM26 146H27V145H26ZM28 146H29V145H28ZM28 146H27V149H26V150H29V149H28ZM31 146H32V145H31ZM72 146H73V145H72ZM72 146H71L70 148H72ZM74 146H76V145L74 144ZM97 146H98V144H97ZM110 146H111V145H110ZM113 146H114V145H113ZM23 147H25V146H23ZM29 147H30V146H29ZM36 147H38V146H36ZM51 147H52V146H51ZM68 147H69V146H68ZM86 147H87L88 149H90L88 146H86ZM114 147H115V146H114ZM114 147H112V148H114ZM14 148H18V147H14ZM32 148H33V146H32ZM42 148H43V147H42ZM52 148H53V147H52ZM52 148H51V149H52ZM102 148H103V147H102ZM106 148H108V147H106ZM129 148H130V147H129ZM11 149H13V148H11ZM23 149H24V148H23ZM38 149H41V146H40V148H38ZM51 149H50V150H51ZM63 149H64V148H63ZM0 150H1V149H0ZM2 150H4V149L2 148ZM14 150H15V149H14ZM18 150H19V149H18ZM20 150H21V149H20ZM20 150H19V151H20ZM35 150H36V149H35ZM41 150H42V149H41ZM50 150H49V151H50ZM55 150H56V149H55ZM61 150H62V149H61ZM66 150H67V149H66ZM75 150H76V149H75ZM78 150H79V149H78ZM97 150H98V149H97ZM109 150H110V149H109ZM112 150H113V149H112ZM115 150H116V149H115ZM130 150H131V149H130ZM12 151H13V150H11V152H12ZM37 151H38V150H37ZM42 151H45V152H46L47 150H42ZM49 151H48V152H49ZM52 151H53V150H52ZM52 151H51L50 153H53ZM5 152H6V151H5ZM7 152H8V151H7ZM7 152H6V153H7ZM25 152H26V151H25ZM35 152H36V151H35ZM58 152H59V150H58ZM63 152H64V151H63ZM66 152H67V151H65V153H66ZM70 152H71V151H70ZM97 152H100V151H97ZM101 152H104V151L101 150ZM0 153H1V152H0ZM9 153H10V151H9ZM17 153H18V151H17ZM19 153H21V152H19ZM33 153H34V152H33ZM33 153H32V154H33ZM37 153H38V152H37ZM37 153H36V154H37ZM39 153H40V152H39ZM67 153H68V152H67ZM67 153H66V154H67ZM88 153H89V152H88ZM28 154H30V153H28ZM34 154H35V153H34ZM41 154H42V153H41ZM44 154H45V153H44ZM46 154H47V153H46ZM54 154H55V153H54ZM54 154H53V155H54ZM58 154H59V153H58ZM83 154H84V153H83ZM103 154H104V153H103ZM3 155H4V154H3ZM3 155H2V157H5V155H4V156H3ZM7 155H8V154H7ZM39 155H40V154H39ZM48 155H49V154H48ZM50 155L52 156V154H50ZM61 155H62V154H61ZM63 155H64V154H63ZM98 155H99V153H98ZM14 156H15V155H14ZM67 156H68V154H67ZM70 156H71V155H70ZM86 156H87V155H86ZM96 156H97V155H96ZM101 156L105 157L104 155H101ZM101 156H99V157H101ZM0 157H1V156H0ZM40 157H41V156H40ZM63 157H64V156H63ZM92 157H94V156H92ZM106 157H107V156H106ZM106 157H105V160H107ZM133 157H134V156H133ZM5 158H7V156H6ZM5 158H3V159H5ZM32 158H33V157H32ZM36 158H37V157H36ZM41 158H42V157H41ZM47 158H49V157H47ZM57 158H58V157H57ZM86 158L88 159V157H86ZM94 158H95V157H94ZM134 158H135V157H134ZM134 158H132V159H134ZM3 159H2V160H3ZM8 159H9V158H8ZM13 159H14V158H13ZM33 159H34V158H33ZM49 159H50V158H49ZM90 159H91V158H90ZM90 159H89V160H90ZM98 159H99V158H98ZM102 159H104V158H102ZM96 160H97V159H96ZM100 160H101V159H100ZM100 160H99V161H100ZM135 160H136V158H135ZM135 160H133V161L135 162ZM4 161H5V160H4ZM7 161H8V160H7ZM12 161H13V160H12ZM12 161H11V159H10V163H12ZM39 161H41V160H39ZM39 161H38V162H39ZM90 161H91V160H90ZM107 161H109V160H107ZM41 162H42V161H41ZM58 162H60V161H58ZM97 162H98V161H97ZM100 162H101V161H100ZM123 162L125 163V161H123ZM130 162H131V160H130ZM134 162H133V163H134ZM43 163H44V162H43ZM47 163H50V162L47 161ZM61 163H63V162H61ZM67 163H68V162H67ZM106 163H107V162H106ZM27 164H28V163H27ZM27 164H26V165H27ZM56 164H57V163H56ZM63 164H64V163H63ZM103 164H104V162H103ZM121 164H122V163H121ZM121 164H120V165H121ZM127 164H128V163H127ZM127 164H126V165H127ZM5 165H6V164H5ZM10 165H11V164H10ZM40 165H41V163H40ZM45 165H46V163H45ZM49 165L51 166V164H49ZM52 165H54V164H52ZM58 165H59V164H57V168L55 167V169H58ZM90 165H92V164H90ZM104 165H105V164H104ZM130 165H131V164H130ZM34 166H35V165H34ZM41 166H42V165H41ZM54 166H56V165H54ZM54 166H53V167H54ZM64 166H65V165H64ZM105 166H106V165H105ZM121 166L123 167V168H122V171H123V169H127V168H125L124 165H121ZM3 167H4V166H3ZM51 167H52V166H51ZM95 167H96V166H95ZM112 167H113V166H112ZM115 167H117V165H116ZM119 167H120V166H119ZM4 168H6V167H4ZM90 168H91V167H90ZM92 168H93V167H92ZM106 168H107V167H106ZM109 168H111V165H110ZM247 168H248V167H247ZM0 169H1V168H0ZM51 169H53V168H51ZM65 169H66V168H65ZM75 169L77 170V168H75ZM94 169H96V168H94ZM94 169H93V170H94ZM249 169H250V168H249ZM61 170H62V169H61ZM91 170H92V169H91ZM97 170H99V169H97ZM106 170H107V169H106ZM119 170H121V169H119ZM21 171H22V170H21ZM52 171H53V170H52ZM56 171H57V170H55V172H56ZM59 171H60V170H59ZM63 171H64V169H63ZM95 171H96V170H94V172H95ZM126 171H127V170H126ZM50 172H51V171H50ZM89 172H90V171H89ZM91 172H92V171H91ZM91 172H90V173H91ZM96 172H97V171H96ZM96 172H95V173H96ZM98 172H99V171H98ZM98 172H97V173H98ZM109 172H110V171H109ZM2 173H4V172H2ZM52 173H53V172H52ZM56 173H57V172H56ZM68 173H69V172H68ZM80 173H81V172H80ZM99 173H100V172H99ZM103 173H104V171H103ZM105 173H106V172H105ZM105 173H104V175H105ZM123 173H124V172H123ZM0 174H1V173H0ZM15 174H16V173H15ZM54 174H55V173H54ZM58 174H60V172H59ZM100 174H102V173H100ZM17 175H18V174H17ZM24 175H25V173H24ZM26 175H27V173H26ZM61 175H63V174H61ZM66 175H67V174H66ZM66 175H65V176H66ZM81 175H82V174H81ZM102 175H103V174H102ZM0 176H1V175H0ZM13 176H14V175H13ZM53 176H54V175H53ZM63 176H64V175H63ZM88 176H89V175H88ZM106 176H107V174H106ZM70 177H71V176H70ZM28 178H29V177H28ZM61 178H62V177H60V179H61ZM65 178H66V177H65ZM92 178H96V177L93 176ZM100 178H101V176H100ZM103 178H104V177H103ZM103 178H102V179H103ZM105 178H106V177H105ZM13 179H14V178H13ZM13 179H12V180H13ZM102 179H101V180H102ZM1 180H2V179H1ZM61 180H62V179H61ZM65 180H66V179H65ZM67 180H68V177H67ZM69 180H70V178H69ZM69 180H68V181H69ZM106 180H107V179H106ZM106 180H105V181H106ZM25 181H26V180H25ZM25 181H23V182L25 183ZM62 181H63V180H62ZM83 181H84V180H83ZM97 181H98V179H97ZM11 182H13V181H11ZM23 182H22V183H23ZM48 182H49V181H48ZM80 182H82V181H80ZM107 182H108V181H107ZM120 182H121V181H120ZM134 182H135V181H134ZM18 183H19V182H18ZM38 183H39V182H38ZM44 183H45V182H43V184H44ZM49 183H50V182H49ZM49 183H48V184H49ZM51 183H52V182H51ZM82 183H83V182H82ZM121 183H122V182H121ZM16 184H17V182H16ZM41 184H42V183H41ZM83 184H84V183H83ZM99 184H100V183H99ZM103 184H104V182H103ZM136 184H137V182H136ZM53 185H55V184H53ZM86 185H87V184H86ZM122 185H123V183H122ZM138 185H139V184H138ZM2 186H3V185H2ZM8 186H9V188L12 189V187H10L9 184H8L6 187H8ZM13 186H14V185H13ZM26 186L28 187V184H26ZM26 186H25V184H24V187H26ZM46 186H47V185H46ZM78 186H79V185H78ZM84 186H85V184H84ZM101 186H102V184H101ZM107 186H108V184L105 185V187H107ZM15 187H16V186H15ZM41 187H42V185H41ZM53 187H54V186H53ZM56 187L58 188V185H57V184H56ZM56 187H55V188H56ZM80 187H82V186H80ZM117 187H118V186H117ZM120 187H121V184H120ZM29 188H31V187H29ZM77 188H78V187H77ZM84 188H85V187H84ZM86 188H87V187H86ZM20 189H21V187H20ZM88 189H89V188H88ZM142 189H144V187H142ZM196 189H197V188H196ZM205 189H206V188H205ZM0 190H1V188H0ZM4 190H6V189H4ZM4 190H2V191H4ZM32 190H34V189H31V190H29V191H32ZM59 190H60V188H59ZM79 190H80V188H79ZM102 190H103V189H102ZM208 190H209V189H208ZM208 190H207V191H208ZM27 191H28V190H27ZM34 191H35V190H34ZM47 191H49V190L47 189ZM47 191H46V192H47ZM50 191H51V190H50ZM56 191H57V190H56ZM103 191H104V190H103ZM141 191H142V190H141ZM193 191H195V190H193ZM207 191H205V192H207ZM210 191H211V190H210ZM4 192H5V191H4ZM4 192H3V193H4ZM32 192H33V191H32ZM39 192H40V189H39ZM51 192H52V191H51ZM60 192H61V190H60ZM104 192H105V191H104ZM15 193H16V192H15ZM57 193H59V192L57 191ZM65 193H66V192H65ZM140 193H141V192H140ZM207 193H208V192H207ZM44 194H45V192H44ZM55 194H56V193H55ZM59 194H60V193H59ZM85 194L88 195V193H85ZM209 194H210V193H209ZM2 195H3V194H2ZM10 195H11V194H10ZM15 195H17V194H15ZM27 195H28V194H27ZM33 195H34V194H33ZM38 195H40V194H38ZM47 195H50V194H47ZM47 195H46V196H47ZM57 195H58V194H57ZM79 195H80V194H79ZM81 195H82V194H81ZM92 195H93V194H92ZM7 196H8V195H7ZM12 196H13V195H12ZM46 196H45V197H46ZM53 196H54V195H51L50 197H53ZM89 196H90V195H89ZM141 196H144V195L142 194ZM211 196H213V195L211 194ZM3 197H6V196L3 195ZM3 197H2L1 199H3ZM14 197H15V196H14ZM45 197H44V198H45ZM50 197H49V199H50ZM80 197H81V196H80ZM83 197H84V196H83ZM83 197H82V198H83ZM87 197H88V196H87ZM99 197H100V196H99ZM102 197H103V196H102ZM102 197H101V198H102ZM17 198H18V197H17ZM37 198H38V197H37ZM39 198H40V197H39ZM53 198H55V197H53ZM75 198H76V197H75ZM88 198H89V197H88ZM91 198H92V197H91ZM91 198H90V199H91ZM103 198H104V197H103ZM103 198H102V199H103ZM10 199H11V197H10ZM19 199H20V198H19ZM84 199H86V198H84ZM93 199H94V198H93ZM96 199H97V198H96ZM176 199H177V198H176ZM4 200H5V199H4ZM7 200H9V196H8V199H7ZM7 200H6V201H7ZM12 200L15 201V199H14L13 197H12ZM17 200H18V199H17ZM22 200H23V199H22ZM35 200H36V199H35ZM39 200H40V199H39ZM39 200H38V201H39ZM74 200H75V199H74ZM98 200H99V199H98ZM98 200H96V201H98ZM173 200H174V199H173ZM213 200H214V199H213ZM0 201H1V200H0ZM9 201H10V200H9ZM75 201H76V200H75ZM86 201H87V200H86ZM94 201H95V200H94ZM100 201H101V199H100ZM103 201H104V200H103ZM105 201H106V200H105ZM105 201H104V202H105ZM175 201H176V200H175ZM178 201H179V200H178ZM188 201L190 202V200H188ZM188 201H187V202H188ZM2 202H3V201H2ZM2 202H1V203H2ZM10 202H11V201H10ZM12 202H13V201H12ZM15 202H16V201H15ZM45 202H46V201H45ZM82 202L84 203V200H83ZM87 202H89V201H87ZM101 202H102V201H101ZM169 202H171V200H170ZM216 202H217V201H216ZM218 202H219V201H218ZM218 202H217V203H218ZM21 203H22V202H21ZM38 203H39V202H38ZM42 203H44V202H42ZM49 203H50V202H49ZM75 203H76V202H75ZM75 203H74V204H75ZM171 203H172V202H171ZM205 203H206V202H205ZM3 204H5V203L3 202ZM15 204H16V203H15ZM24 204H25V203H24ZM81 204H82V203H81ZM81 204H80V206H82ZM85 204H86V202H85ZM87 204L89 205V203H87ZM90 204H91V203H90ZM202 204H203L204 206H206L204 203H202ZM39 205H40V204H39ZM77 205H78V203H77ZM171 205H172V204H170L169 206L171 207ZM187 205H189V204L187 203ZM3 206H4V205H3ZM40 206H41V205H40ZM54 206H55V205H54ZM163 206H164V205H163ZM26 207H27V205H26ZM76 207H77V206H76ZM83 207H85V206H83ZM185 207L188 208V206H185ZM3 208H4V207H3ZM81 208H82V207H81ZM89 208H90V207H89ZM89 208H87V210H88ZM183 208H184V207H183ZM186 208H184V209H186ZM24 209H25V208L23 207V210H24ZM33 209H34V208H33ZM58 209H62V208L60 207V208H58ZM58 209H57V210H58ZM63 209H64V208H63ZM67 209H68V208H67ZM77 209H78V208H77ZM114 209H115V208H114ZM65 210H66V208H65ZM69 210H70V209H68L67 211H69ZM72 210H74V209H72ZM72 210H71V211H72ZM4 211H5V210H4ZM17 211H18V210H17ZM40 211H41V210H40ZM74 211H75V210H74ZM76 211H77V210H76ZM82 211H84V210H82ZM181 211H182V210H181ZM181 211H180V213H181ZM5 212H6V211H5ZM13 212H14V211H13ZM21 212H22V211H21ZM35 212H36V211H35ZM38 212H39V211H38ZM50 212H52V211H50ZM60 212H62V211H60ZM64 212H65V211H64ZM114 212L116 213L115 210H114ZM118 212H119V211H118ZM186 212H187V211H186ZM221 212H222V211H221ZM17 213H18V212H17ZM23 213H25V211H24ZM40 213H41V212H40ZM55 213H56V211H55ZM74 213H75V212H74ZM79 213H80V212H79ZM81 213H82V212H81ZM81 213H80V214H81ZM83 213H84V212H83ZM123 213H124V212H123ZM3 214H5V213H3ZM25 214H26V213H25ZM25 214H23V215L21 214V215H22V216H27V214H26V215H25ZM35 214H36V213H35ZM37 214H38V213H37ZM43 214H44V213H43ZM57 214H59V213H57ZM70 214H71V213H70ZM181 214H182V213H181ZM183 214H184V213H183ZM222 214H223V213H222ZM222 214H221V215H222ZM225 214H226V213H225ZM1 215H2V213H1ZM5 215H6V214H5ZM5 215H4V216H5ZM28 215H29V214H28ZM38 215H39V214H38ZM54 215H55V214H54ZM185 215L187 216V213H186ZM185 215H184V216H185ZM4 216H3V217H4ZM63 216H64V215H63ZM67 216H70V215H67ZM79 216H80V215H79ZM222 216H223V215H222ZM226 216H227V215H226ZM11 217H12V216H11ZM30 217H31V215H30ZM57 217H58V216H57ZM57 217H56V218H57ZM59 217H60V216H59ZM61 217H62V216H61ZM65 217H66V216H65ZM65 217L62 218V219H65ZM71 217H72V216H71ZM17 218L19 219L20 217H17ZM26 218H27V217H26ZM28 218H29V217H28ZM34 218H36V217H34ZM43 218H44V217H43ZM43 218H42V219H43ZM48 218H50V217H48ZM56 218H55V219H56ZM226 218H227V217H226ZM228 218H229V216H228ZM0 219H1V218H0ZM14 219H15V218H14ZM51 219H53V215H52ZM62 219H61V220H62ZM67 219H68V218H67ZM72 219H73V218H72ZM72 219H71V220H72ZM20 220H21V219H20ZM73 220H75V219H73ZM50 221H52V220H50ZM55 221H56V220H55ZM55 221H54V222H55ZM58 221H60V219H59ZM64 221H65V220H64ZM75 221H76V220H75ZM2 222H3V221H2ZM54 222H53V224H54ZM61 222H63V221H61ZM71 222H72V221H71ZM99 222H100V221H99ZM101 222H102V221H101ZM101 222H100V223H101ZM225 222H228V220L225 221ZM3 223H4V222H3ZM57 223H59V222H57ZM87 223H88V222H87ZM87 223H86V224H87ZM89 223H90V222H89ZM92 223H94V222H92ZM92 223H91V224H92ZM64 224H65V223H64ZM64 224H63V226H65V225L67 224V222H66L65 225H64ZM68 224H69V223H68ZM204 224H205V223H204ZM206 224H208V223H206ZM88 225H89V224H88ZM95 225H96V224H95ZM202 225H203V224H202ZM229 225H230V224H229ZM56 226H59V224L56 225ZM60 226H62V225H60ZM72 226H73V225H72ZM84 226H85V225H83L82 227H84ZM92 226H93V224H92ZM227 226H228V225H227ZM73 227H75V226H73ZM85 227H86V226H85ZM217 227H218V226H217ZM221 227H222V226H220V228H221ZM4 228H7V227H4ZM67 228H68V226H67ZM67 228H66V229H67ZM22 229H23V228H22ZM27 229H28V228H27ZM53 229H54V228H53ZM53 229H52V230H53ZM55 229H56V228H55ZM61 229H62V228H61ZM61 229H59V230H61ZM68 229H69V228H68ZM71 229H72V228H71ZM82 229H83V228H82ZM87 229H88V228H87ZM217 229H218V228H217ZM0 230H1V227H0ZM2 230H3V229H2ZM13 230H14V229H13ZM15 230H16V229H15ZM15 230H14V231H15ZM23 230H24V229H23ZM28 230H29V229H28ZM59 230H58V231H59ZM69 230H70V229H69ZM72 230H74V229H72ZM90 230H91V228H90ZM224 230H225V229H224ZM7 231H10V230L8 229ZM7 231H6V233H7ZM16 231H17V230H16ZM200 231H201V230H200ZM4 232H5V231H3V233H4ZM12 232H13V231H12ZM23 232H24V231H23ZM23 232H21V233H23ZM28 232H29V231H28ZM39 232H40V231H39ZM42 232H43V231H42ZM44 232H45V231H44ZM50 232H51V231H50ZM52 232H55V231H52ZM63 232H64V230H63ZM69 232H70V231H69ZM90 232H91V231H90ZM219 232H220V231H219ZM45 233H46V232H45ZM55 233H57V231H56ZM55 233H53V235H54ZM58 233H59V232H58ZM60 233H62V231H61ZM82 233H84V232H82ZM102 233H103V232H102ZM204 233H205V232H204ZM1 234H2V233H1ZM7 234H8V235L10 234L9 236H11V233H7ZM17 234H18V233H17ZM24 234H26V233H24ZM24 234H22V235L24 236ZM46 234H48V233H46ZM80 234H81V233H80ZM91 234H92V233H90V235H91ZM99 234H100V233H99ZM207 234H209V233H207ZM210 234H211V233H210ZM217 234H218V233H217ZM217 234H216V235H217ZM3 235H5V234H3ZM12 235H13V234H12ZM18 235H21V234H18ZM35 235H36V234H35ZM35 235H34V237H35ZM37 235H40V234L38 233ZM42 235H43V233H42ZM49 235H50V234H49ZM51 235H52V234H51ZM56 235H57V234H56ZM56 235H55V236H56ZM78 235H79V234H78ZM88 235H89V234H88ZM5 236H7V235H5ZM9 236H8V238H9ZM43 236H44V235H43ZM92 236H93V235H92ZM92 236H90V237H92ZM217 236H218V235H217ZM219 236H220V235H219ZM11 237H12V236H11ZM45 237H46V236H45ZM51 237H52V236H51ZM81 237H82V236H81ZM87 237H89V236H87ZM221 237H222V236H221ZM6 238H7V237H5V240H6ZM32 238H33V237H32ZM38 238L40 239L39 236H38ZM1 239H4V237L1 238ZM1 239H0V240H1ZM16 239H17V238H16ZM30 239H31V238H30ZM30 239H29V240H30ZM36 239H37V238H36ZM42 239H43V238H41V240H42ZM44 239H46V238H44ZM79 239H80V237H79ZM87 239H88V238H87ZM87 239H85V240H87ZM94 239H95V238H94ZM13 240H14V239H13ZM19 240H20V239H19ZM47 240H49V239L47 238ZM82 240H83V239H82ZM85 240H83V242H84ZM92 240H93V239H92ZM98 240H99V239H98ZM3 241H4V240H3ZM17 241H18V239H17ZM35 241H36V240H35ZM50 241H51V240H50ZM52 241H53V242H52ZM52 241H51V242L54 244V241H55V240H53V238H52ZM60 241H62V240H60ZM63 241H64V240H63ZM95 241H97V240H95ZM7 242H8V240H7ZM19 242H20V241H19ZM19 242H17V243H19ZM31 242H32V241H31ZM31 242H30V243H31ZM33 242H34V240H33ZM47 242H48V241H47ZM71 242H72V241H70V243H71ZM87 242H90V241H87ZM93 242H94V241H93ZM3 243H4V242H3ZM35 243H36V242H35ZM40 243H41V242H40ZM42 243L45 244V241L42 242ZM64 243H66V241H65ZM5 244H6V243H5ZM11 244H12V242H11ZM14 244H15V242H14ZM19 244H20V243H19ZM19 244H18V246H19ZM26 244H27V242H26ZM71 244H72V243H71ZM76 244H78V243H76ZM79 244H80V243H79ZM90 244H91V243H90ZM92 244H94V243H92ZM0 245H3V244H0ZM8 245H9V244H8ZM88 245H89V244H88ZM13 246H14V245H12V247H13ZM25 246H26V245H25ZM60 246H61V245H60ZM60 246H59V247H60ZM80 246H81V245H80ZM30 247L32 248V246H30ZM75 247H77L76 249L79 248L78 246H75ZM75 247H74V248H75ZM4 248H6V247L4 246ZM18 248H19V247H18ZM82 248H83V247H82ZM10 249H11V246H10ZM19 249H20V248H19ZM53 249H54V248H53ZM71 249H73V247H71ZM15 250H16V249H15ZM34 250H35V247H34ZM57 250H58V249H57ZM60 250H61V249H60ZM82 251H83V250H82ZM35 252H36V250H35ZM38 252H39V251H38ZM40 252H41V251H40ZM97 252H98V251H97ZM4 253H5V252H4ZM39 254H40V253H39ZM39 254H38V255H39ZM80 254H81V253H80ZM96 254H97V253H96ZM222 254H223V253H222ZM45 255H46V253H45ZM45 255L43 254V256H44L43 258H45ZM47 255H48V253H47ZM47 255H46V256H47ZM71 255H73V254H71ZM82 255H83V254H82ZM223 255H224V254H223ZM31 256L34 257V255H31ZM40 256H41V255H40ZM49 256H50V255H49ZM68 256H69V255H68ZM227 256H228V255H226L225 257H227ZM41 257H42V256H41ZM53 257H54V255L52 256V260H53ZM76 257H77V255H76ZM54 258H55V257H54ZM60 258H61V257H60ZM77 258H78V257H77ZM79 258H80V257H79ZM4 259H6V258H4ZM10 259H11V258H10ZM36 259H37V258H36ZM36 259H35V261H36ZM50 259H51V258H50ZM70 259L74 260L75 258L73 259V257H72V258L70 257ZM81 259H82V258H81ZM81 259H80V260H81ZM23 260H24V259H23ZM40 260H41V259H40ZM67 260H68V258H67ZM72 260H71V261H72ZM10 261H11V260H10ZM12 261H13V260H12ZM231 261H232V259H231ZM41 262H42V261H41ZM43 262H44V261H43ZM53 262H54V261H53ZM68 262H69V261H68ZM1 263H2V262H1ZM3 263H4V261H3ZM12 263H13V262H12ZM30 263H31V262H30ZM46 263H47V262H46ZM221 263H222V262H221ZM223 263H224V262H223ZM5 264H6V263H5ZM24 264H25V263H24ZM26 264H29V263L26 262ZM43 264H44V263H43ZM47 264H48V263H47ZM55 264H56V263H55Z\"/></svg>", "mask_w": 264, "mask_h": 264}]
</instances>
